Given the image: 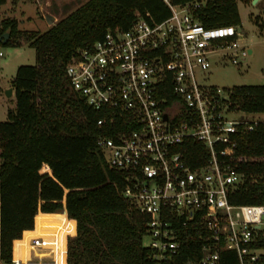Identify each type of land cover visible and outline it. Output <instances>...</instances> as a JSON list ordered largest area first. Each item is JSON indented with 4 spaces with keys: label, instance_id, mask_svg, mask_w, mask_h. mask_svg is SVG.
<instances>
[{
    "label": "built area",
    "instance_id": "obj_1",
    "mask_svg": "<svg viewBox=\"0 0 264 264\" xmlns=\"http://www.w3.org/2000/svg\"><path fill=\"white\" fill-rule=\"evenodd\" d=\"M163 1L167 18L135 11L128 28L109 29L81 48L67 65L71 87L104 114L97 124L108 128L97 146L124 174L122 195L146 217L143 245L153 264L179 251V230L203 228L199 264H264V246L257 245L264 204L230 201L249 178L245 165L264 160L242 152L245 136L264 127V113L232 106L226 88L203 81L214 57L237 64L250 54L241 45L242 26L198 21L195 12L208 0ZM188 139L207 148L203 164L193 167L177 150ZM25 246L29 256L17 258L13 248L7 264H61L42 236L31 235ZM35 249L52 255H34Z\"/></svg>",
    "mask_w": 264,
    "mask_h": 264
},
{
    "label": "trees",
    "instance_id": "obj_2",
    "mask_svg": "<svg viewBox=\"0 0 264 264\" xmlns=\"http://www.w3.org/2000/svg\"><path fill=\"white\" fill-rule=\"evenodd\" d=\"M135 11L155 21L170 14L163 0H87L46 31L26 36L36 64L17 68L16 104L0 121V260L10 262L13 248L34 235L57 245L61 264H153L143 245L146 217L122 195L124 174L110 166L97 146L99 134L108 128L97 124L104 114L73 90L67 74L81 48L109 29L128 28ZM195 16L206 26L241 24L237 0H208ZM6 32L4 44H22L16 19L2 21L0 36ZM226 89L232 106L264 113V84ZM245 137L242 152L264 156V127ZM177 150L193 167L208 158L207 148L194 139ZM244 171L249 178L230 201L264 204V160L247 163ZM179 235V251L162 264H199L208 230H179ZM257 245L264 246V236ZM16 255L27 257L29 251Z\"/></svg>",
    "mask_w": 264,
    "mask_h": 264
},
{
    "label": "rangeland",
    "instance_id": "obj_3",
    "mask_svg": "<svg viewBox=\"0 0 264 264\" xmlns=\"http://www.w3.org/2000/svg\"><path fill=\"white\" fill-rule=\"evenodd\" d=\"M86 1L7 0L6 3L0 5V27L2 21L16 19L18 29L23 33L19 37L22 44L2 43L0 46L3 52V55L0 56V121L7 119L8 109L14 108L16 104L13 79L17 68L20 65L36 64L35 49L29 45L26 36L30 32L42 33L46 31ZM237 4L245 36L241 45L251 49L252 52L237 64H233L229 60L225 62L217 60V57H214L212 66L205 73V79H202L206 84L221 88L242 84H264V26L261 27V24L264 23V2L253 4L252 0H237ZM47 14L54 17L52 23L47 22ZM11 88L13 91L9 95L8 90ZM42 171L44 172L46 169ZM39 253L42 256L52 255L51 250L42 252H39L38 249L34 250V255ZM0 264H7V262L0 260Z\"/></svg>",
    "mask_w": 264,
    "mask_h": 264
},
{
    "label": "water",
    "instance_id": "obj_4",
    "mask_svg": "<svg viewBox=\"0 0 264 264\" xmlns=\"http://www.w3.org/2000/svg\"><path fill=\"white\" fill-rule=\"evenodd\" d=\"M264 2V0H252V3L253 4H257L258 2ZM46 19H47V21L49 22V23H52L53 22V20H54V17L52 16V15H50V14H47L46 15ZM9 38V32H6V33H4V34H2V36H0V40L3 42V43H5L6 41H7V39ZM249 52L251 53L252 52V50L251 49H249ZM12 88L10 89V90H8V94L9 95H11L12 94Z\"/></svg>",
    "mask_w": 264,
    "mask_h": 264
},
{
    "label": "bare ground",
    "instance_id": "obj_5",
    "mask_svg": "<svg viewBox=\"0 0 264 264\" xmlns=\"http://www.w3.org/2000/svg\"><path fill=\"white\" fill-rule=\"evenodd\" d=\"M64 219L65 220L67 219V213H66V211L64 212ZM25 244H26V240L22 244H19V245L16 246V248H14V254H15L16 257H17V255H16L17 250L23 251L25 249H28V247H26ZM54 247L57 248V245H55ZM55 252H56V255H57V249H55Z\"/></svg>",
    "mask_w": 264,
    "mask_h": 264
},
{
    "label": "crops",
    "instance_id": "obj_6",
    "mask_svg": "<svg viewBox=\"0 0 264 264\" xmlns=\"http://www.w3.org/2000/svg\"><path fill=\"white\" fill-rule=\"evenodd\" d=\"M48 22V21H47Z\"/></svg>",
    "mask_w": 264,
    "mask_h": 264
}]
</instances>
